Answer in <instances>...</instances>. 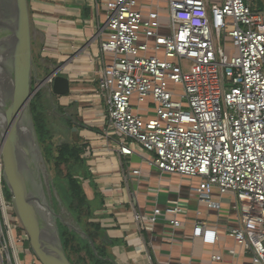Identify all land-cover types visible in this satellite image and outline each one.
I'll list each match as a JSON object with an SVG mask.
<instances>
[{
    "label": "built area",
    "instance_id": "built-area-1",
    "mask_svg": "<svg viewBox=\"0 0 264 264\" xmlns=\"http://www.w3.org/2000/svg\"><path fill=\"white\" fill-rule=\"evenodd\" d=\"M255 2L82 1L96 16L92 41L113 56L110 64L101 58L94 72L106 109L97 136L106 151L119 160L146 153L163 174L200 179L198 201L210 208L218 207L215 190L233 196L239 226L228 234L264 264V8ZM91 153L86 147L83 155ZM3 171L0 144V264H40L7 197ZM182 207L134 211L132 221L140 232L152 231L165 213L177 215ZM206 226L198 222L195 236L215 243L216 232Z\"/></svg>",
    "mask_w": 264,
    "mask_h": 264
},
{
    "label": "crops",
    "instance_id": "crops-1",
    "mask_svg": "<svg viewBox=\"0 0 264 264\" xmlns=\"http://www.w3.org/2000/svg\"><path fill=\"white\" fill-rule=\"evenodd\" d=\"M82 1L29 0L35 38L41 40L43 53L52 62L50 73L60 69L71 83L69 95L58 99L62 106L73 109L83 119L81 123L70 120L77 128L80 143L83 141L92 148L91 156L97 163L99 174H92L89 180V197L95 199L92 187L97 186L102 207L95 212L93 222L100 225L103 239L109 238L106 247L116 263L256 264L252 254L228 234V228L239 226L233 196L215 190L212 201L218 207L210 208L198 201L195 190L200 179L163 174L150 165L151 156L146 153L119 160L106 151L107 144L97 136L102 134L106 109L95 92L94 72L101 58L110 64L113 56L102 55L99 45L92 41L95 25L91 24L90 9ZM258 6L264 8V0H258ZM135 170L140 174H134ZM175 202L183 205V212L165 213L152 231L140 232L132 221L134 211L152 214L155 208H160L165 212ZM171 220L180 221L181 226H172ZM201 221L207 224V230L216 232L215 243L195 236L196 224ZM232 250L237 254L231 255ZM214 256H222V261L214 262Z\"/></svg>",
    "mask_w": 264,
    "mask_h": 264
},
{
    "label": "water",
    "instance_id": "water-1",
    "mask_svg": "<svg viewBox=\"0 0 264 264\" xmlns=\"http://www.w3.org/2000/svg\"><path fill=\"white\" fill-rule=\"evenodd\" d=\"M34 39L29 0H0L3 181L10 194L13 212L40 264H71L58 222L71 229L74 227L54 209L32 110V101L42 88L57 97H65L71 92V83L69 78L62 76L60 69L44 79L38 78ZM49 79H53L52 85H48ZM34 81L38 82V88L33 89ZM104 240L110 242L107 236Z\"/></svg>",
    "mask_w": 264,
    "mask_h": 264
},
{
    "label": "rangeland",
    "instance_id": "rangeland-1",
    "mask_svg": "<svg viewBox=\"0 0 264 264\" xmlns=\"http://www.w3.org/2000/svg\"><path fill=\"white\" fill-rule=\"evenodd\" d=\"M256 5H258V0H256ZM92 18H96V16H93ZM168 23V20L166 18H163V24L166 26ZM44 45L39 39H34L33 44V54H34V61L37 66V72H38V78L44 79L50 73V64L51 59L47 56V54L43 53ZM40 70V71H39ZM97 86V85H96ZM38 88V82H33V89ZM40 96L41 97V108H42V114L44 119V142L40 141L39 133L37 130V135L40 143V147L44 156V160L46 163L47 168V181L51 186L52 190V201L53 206L57 214L61 215L63 219L72 225L74 228H76L77 231L82 233L83 237H88V232H93V228L90 226L89 222H93L92 218H89L88 210L86 208L78 207L77 212L74 214L72 211H70L69 202H67L68 199L63 196V185H65V181L67 179V176L70 174H73V177L77 179L80 186L83 189L84 199L90 200V194H91V188L89 189V174L92 176L94 174L97 176L98 169H97V163H95V158L93 156L84 157V155H81V158L85 162L84 166H81L79 168H76V170L73 169L70 165L62 164L58 168L61 172V175L57 177V171L55 169L56 165H54L56 158L59 157L58 150L60 147L64 144H74V135L73 130L77 129L72 124V121L70 118H68L67 114H71L73 116L74 122H83V119L77 114L74 113V110L71 108H67L65 106H62L59 97L52 95L49 93V91L45 88H42L35 97ZM34 97V98H35ZM34 100V99H33ZM77 133V132H76ZM80 144H84L83 141ZM88 146V145H87ZM50 162H49V160ZM93 164V165H92ZM96 165V166H95ZM91 170V171H90ZM98 173V174H97ZM92 189L95 190V192H99L98 187L93 185ZM8 192V190L6 189ZM9 193V192H8ZM10 195V194H9ZM75 218L80 220L79 222H75ZM82 223V225L80 224ZM82 228V229H81ZM84 229V231H83ZM87 232V233H86ZM104 237V236H103ZM104 240V239H103ZM98 246H102V243L97 241L96 243ZM74 246L76 248L73 258H83L86 260L85 264H93L91 257L88 256V251L85 248V245L82 241L79 239H76V242L74 243ZM107 252H109L112 256H114L110 250L109 247H105ZM117 264V263H116Z\"/></svg>",
    "mask_w": 264,
    "mask_h": 264
},
{
    "label": "trees",
    "instance_id": "trees-1",
    "mask_svg": "<svg viewBox=\"0 0 264 264\" xmlns=\"http://www.w3.org/2000/svg\"><path fill=\"white\" fill-rule=\"evenodd\" d=\"M41 97L37 96L32 101V110L36 128L39 133V138L41 142L45 143L44 140V119L42 114L41 108ZM67 116H69L67 114ZM68 118L72 119L73 116L70 115ZM80 137L78 133L74 132V144H64L58 150L59 157L56 158L54 165H56L55 169L57 171V177L61 175L59 170V166L62 164H67L73 167L74 170L81 166H84L85 162L81 158V155L84 153L87 145L80 144ZM49 160V159H48ZM50 162V160H49ZM92 179V176L89 174L87 177ZM83 189L80 186L77 179L73 177V174L67 176L65 181V185H63V196H65L67 202H69L70 211L74 214L77 212L78 207H83L88 210L89 218L96 219L95 212L102 207V201L100 195L96 192L94 200H87L84 199ZM7 197L10 199L9 193L6 191ZM78 218H75V222H79ZM59 223V230L61 234V239L67 254L68 259L70 260L71 264H85L86 260L83 258L74 259L73 255L76 250L74 243L76 239L82 241L85 245L86 250L88 251V256L91 257L93 264H116L114 256H112L106 250V244L109 243L108 241L103 240V232L99 224L94 222H89L90 226L93 228V232H88V237H83L82 234L76 232V228L71 229L68 226L64 225L62 222ZM82 225V223L80 222ZM82 229V228H81ZM84 231V229H83ZM87 233V232H86ZM102 243V246H98L96 243L99 241Z\"/></svg>",
    "mask_w": 264,
    "mask_h": 264
}]
</instances>
